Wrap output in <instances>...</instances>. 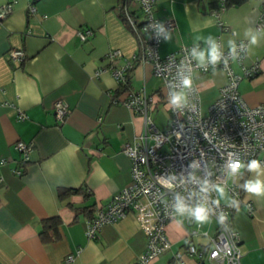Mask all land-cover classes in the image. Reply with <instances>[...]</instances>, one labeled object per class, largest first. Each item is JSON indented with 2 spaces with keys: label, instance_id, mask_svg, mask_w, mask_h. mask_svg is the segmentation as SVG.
<instances>
[{
  "label": "crops",
  "instance_id": "1",
  "mask_svg": "<svg viewBox=\"0 0 264 264\" xmlns=\"http://www.w3.org/2000/svg\"><path fill=\"white\" fill-rule=\"evenodd\" d=\"M7 2L12 9L0 18V264H136L146 235L131 213L102 223L94 237H87L85 229L97 209L130 182L131 161L122 146L142 131L143 119L123 100L130 92L152 94L151 116L163 129L170 115L164 82L153 74L150 62L133 58L139 39L120 17L121 0H0V6ZM214 2L156 0L155 17L175 22L159 45L160 55L192 44L197 54L207 56L213 43L228 47L237 39L248 42L249 28L261 30L256 23L264 0H245L218 16L212 12ZM128 5L141 21L137 1L128 0ZM86 29L91 33L81 40L77 31ZM114 49L119 55L109 58ZM14 50L22 51L21 60L11 58ZM127 60L132 63L126 73L129 88L113 97L118 83L110 68ZM253 60L259 62L258 72L238 83L249 105L264 103V37L247 47L244 63ZM232 66L240 71L236 63ZM193 81L206 108L226 75L221 69L197 71ZM57 100L69 106L61 122L53 113ZM17 140L33 145L25 163L14 147ZM254 176L241 169L240 186ZM241 189L239 209L233 207L229 219L239 235L241 264H264V197ZM64 190L69 192L62 195ZM224 198L220 200L229 199L226 189ZM51 216L61 220L60 238L42 242V220ZM213 226L209 221L202 228L212 231ZM165 228L171 247L150 264H176L175 251L188 241L178 220ZM190 241L201 244L207 237L199 234ZM69 254L74 257L66 261ZM184 263L197 264V259L185 256Z\"/></svg>",
  "mask_w": 264,
  "mask_h": 264
},
{
  "label": "built area",
  "instance_id": "2",
  "mask_svg": "<svg viewBox=\"0 0 264 264\" xmlns=\"http://www.w3.org/2000/svg\"><path fill=\"white\" fill-rule=\"evenodd\" d=\"M143 18L138 21L128 4L121 5L128 27L139 39V51L133 56L142 62H150L153 74L164 82L163 99L169 110L167 126L163 129L154 123L151 111L154 96L142 92H130L123 103L143 119L142 131L131 140L123 143L122 151L130 158V182L115 192L104 207L97 209L96 215L87 222L85 234L94 237L99 226L105 222H114L131 213L146 235L144 250L138 255L136 264L150 262L170 249L171 242L165 231L167 223L178 220L186 228L188 239L184 246L174 253L176 264H185V256H194L197 264H241L242 250L238 233L230 227L229 219L232 202L242 199L239 184L241 171L229 175L227 167L230 160H241L245 164L258 159L264 165V103L247 104L238 91V83L244 77H251L259 70L258 60L244 63L248 42L243 39L234 41L235 54L230 46L222 47L220 62L213 65L205 60L202 65L196 59L198 48L192 44L181 45L165 55H160L159 45L167 31L172 29L173 18L160 19L153 14L156 0H136ZM212 12L215 16L225 8L224 0ZM12 9V3L0 6V18ZM222 26V23L219 22ZM256 28L264 29V9L260 12ZM91 31L79 30L77 34L84 40ZM119 55L111 50L109 58ZM233 55L237 57L233 59ZM21 50L11 52V58L21 60ZM236 63L240 69L236 72L232 66ZM132 63L127 60L123 65L111 67L110 73L117 83L124 82ZM221 69L226 82L220 86L218 95L203 108L197 85L193 81L195 72ZM190 77L193 81L190 89H183L185 103L176 106L169 104L173 93L182 90L181 81ZM69 112V106L62 100L53 105L57 121H63ZM24 119L26 114L20 112ZM14 147L22 153L21 163L29 159L32 143L17 140ZM17 173L21 169L15 170ZM222 185L228 195V201H221L215 187ZM219 200V206L214 201ZM183 201L191 208L206 204L210 210V221L214 229L202 228L188 214L180 215L177 202ZM248 212L252 206L247 203ZM226 214L221 223L218 218ZM205 235V243H194L192 237ZM80 249L76 250L78 253ZM74 255L66 256L71 261Z\"/></svg>",
  "mask_w": 264,
  "mask_h": 264
},
{
  "label": "clouds",
  "instance_id": "3",
  "mask_svg": "<svg viewBox=\"0 0 264 264\" xmlns=\"http://www.w3.org/2000/svg\"><path fill=\"white\" fill-rule=\"evenodd\" d=\"M246 39H248V47L255 46L259 44L260 38L264 37V29L259 30V32H254L251 28H249L245 33ZM230 52L235 54V44L233 41H230ZM222 53L220 52L218 46L213 43L211 48L207 51V56L205 52H199L197 54V59L203 65L205 60L207 62L215 65L220 62ZM233 59L236 60L237 57L233 55ZM192 79L190 77H184L181 81L182 90L180 92L173 93L169 99V104L179 106L185 103V95L183 93V89H190L192 87ZM227 167L231 170L229 175L237 174L241 171V169H247L250 173H255L254 178L246 180L241 187L244 189L245 193L256 196V197H264V165L258 159H252L248 161L246 164L241 160H230ZM216 192L223 197L225 194V188L221 185H217L215 187ZM214 203L219 206L220 201L216 200ZM230 207H236L237 210L239 206L236 202H232ZM176 210L180 215L187 214L197 223L203 225L210 221V210L206 204H198L191 208H188L183 201H178ZM226 214H221L218 218L219 222L223 223L226 220Z\"/></svg>",
  "mask_w": 264,
  "mask_h": 264
},
{
  "label": "trees",
  "instance_id": "4",
  "mask_svg": "<svg viewBox=\"0 0 264 264\" xmlns=\"http://www.w3.org/2000/svg\"><path fill=\"white\" fill-rule=\"evenodd\" d=\"M244 1L245 0H224V5H225V7L232 6V5H239V4L243 3ZM123 4H128V0H121L119 9H121V5H123ZM218 5H219L218 0H215L214 6L218 7ZM120 17L122 18V20L127 25L125 18L123 16V13L121 11H120ZM128 88H129L128 79H125L124 82L118 83L116 95H114L113 97H116L117 94L123 92L124 90H126ZM68 192H69V190H64L62 192V195L66 194ZM60 224H61V220L57 216H51V217L44 218L42 220V227H41V230L39 232L40 240L42 242H50V241H55V240L59 239L60 235H61L60 231H59Z\"/></svg>",
  "mask_w": 264,
  "mask_h": 264
},
{
  "label": "rangeland",
  "instance_id": "5",
  "mask_svg": "<svg viewBox=\"0 0 264 264\" xmlns=\"http://www.w3.org/2000/svg\"><path fill=\"white\" fill-rule=\"evenodd\" d=\"M224 196H225V194H224ZM224 196H223V197H221V196L219 195V197H220V199H221V200L225 199V198H224Z\"/></svg>",
  "mask_w": 264,
  "mask_h": 264
}]
</instances>
